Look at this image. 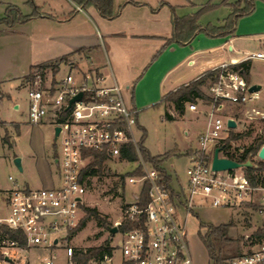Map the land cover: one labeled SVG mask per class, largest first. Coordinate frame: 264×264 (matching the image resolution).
<instances>
[{
  "label": "built area",
  "instance_id": "obj_1",
  "mask_svg": "<svg viewBox=\"0 0 264 264\" xmlns=\"http://www.w3.org/2000/svg\"><path fill=\"white\" fill-rule=\"evenodd\" d=\"M252 57L264 60V52L248 55L245 60ZM232 64L217 67L218 78L206 88L212 99L209 116L221 111L223 101H228L241 105L249 121L264 117V112L257 108L259 91L250 92L251 84ZM61 65L67 67L62 76L54 74L50 66H37L25 79L28 122L48 120L54 128L59 127L54 139L59 154L52 159L55 170L50 185L30 187L14 183L0 190V224L21 236L19 239L0 234V264H195L184 242L185 225L181 221L196 204L239 208L254 201L255 191H264L263 186L251 184L244 166L229 170L211 167L215 148H219L221 157H227L226 153L231 151L235 140L226 148L223 141L230 129L237 127V120L232 116L222 120L217 114L210 118L197 134L198 146L192 147L193 152L187 156L184 177L173 178L168 173L177 183L173 186L170 182L167 188L158 183V171L138 152L134 133L137 110L127 100L124 88L113 78L107 84L95 67L83 70L69 59L59 62L58 69ZM79 92L81 98L68 107L69 100ZM187 108L199 111L196 102H189ZM229 118L235 121V127L227 125ZM129 143L138 154L136 167L140 166L142 172L124 177V183L138 184L139 190L122 205L114 224L119 242L108 244L110 253L92 256L81 263L77 252L86 249H76L71 239L81 218L89 176L86 167L93 159L92 151L103 153L106 159L125 161L120 154ZM253 159L260 160L257 153ZM145 183L149 184V200L141 208L139 196ZM123 222L137 225L120 231ZM226 264H264V238L256 249L235 256Z\"/></svg>",
  "mask_w": 264,
  "mask_h": 264
},
{
  "label": "crops",
  "instance_id": "obj_2",
  "mask_svg": "<svg viewBox=\"0 0 264 264\" xmlns=\"http://www.w3.org/2000/svg\"><path fill=\"white\" fill-rule=\"evenodd\" d=\"M32 1L39 8L38 16L16 23L10 30L0 25V101H11L16 110L20 106L19 98L9 92L11 87L24 81L32 66L67 56L66 60H72L80 69L97 68L107 84L113 78L124 86L127 100L137 110V123L139 113L155 104H162L165 113L175 118L169 105L173 103L161 102L166 94L223 63H238L249 53L264 52L262 0H255L253 11L238 19L233 33L208 37L198 32L188 43H169L154 60L156 52L171 36L172 13L179 17L193 14L210 1L211 9H226L229 14V4L236 0H113L114 10L119 12L112 19L102 17L93 6L82 8L72 0ZM8 4L18 6L25 15L33 10L28 0H0V18ZM202 15L201 25L223 22H204ZM258 84L262 87L261 82ZM196 104L198 112L186 108L177 116L188 114L197 119L210 106L202 101ZM1 123L7 122L0 121L3 126ZM51 138L55 139L54 127ZM39 175L40 186L51 184V172L46 164L40 168ZM176 183L174 179L171 181L173 186Z\"/></svg>",
  "mask_w": 264,
  "mask_h": 264
},
{
  "label": "rangeland",
  "instance_id": "obj_3",
  "mask_svg": "<svg viewBox=\"0 0 264 264\" xmlns=\"http://www.w3.org/2000/svg\"><path fill=\"white\" fill-rule=\"evenodd\" d=\"M210 10L212 12L202 15V21L207 22L210 20L219 24L228 15L226 9ZM198 22L200 21L198 20ZM250 63L248 82L250 84L262 83L257 108L264 112V60L252 57ZM66 71L67 67L61 65L57 72L58 75L62 76ZM122 87L127 91L124 86ZM206 88L204 86L203 90L207 93ZM9 92L14 98H19L17 101H19L20 106L16 110L13 108L11 101H0V121L7 122L6 124L1 123L3 126H0V188H3V190H5L4 187L10 188L14 182H17L15 184L18 186L26 184L30 187H40V168L46 164L53 178L55 166L52 159L59 154V146L51 138L53 125L48 120L37 124L28 122L27 85L25 80L19 82L16 86H12ZM197 102L200 103L201 101L198 99ZM169 105L175 116L173 120L165 116L166 109L164 106L157 104L139 113L138 125L145 129L143 146L151 155L170 153L168 159L162 163V167L172 173L173 178L174 171L183 178L185 167L189 163L188 158L176 155L182 154L185 147L188 149L198 146L197 134L200 130H204L205 124L210 118L212 120L216 117V114L222 120H225L227 116H232L238 122L236 128L230 129L234 130L235 133H243V136L231 144V151L236 155L252 145L257 137L264 135V117H257L251 121L247 120L244 114L245 110L239 104L223 101L224 107L221 111H215V115L210 117L208 108L197 119L191 118L188 114L182 117L177 116L179 114L174 110L173 105ZM187 105L188 102L184 104L185 110ZM134 131L136 138L139 140L142 134L141 129L136 126ZM5 134H7L8 139L6 143L1 140V137ZM209 150L211 151V149ZM17 157L22 159V171H19L14 165L13 161ZM135 164V161L106 159L103 163V171L100 174L89 175L86 178L87 190L83 194L84 202L82 205L95 208L102 220L99 221L94 217L88 218L81 229L72 233L73 238L71 241L76 249L97 247L105 241L112 244L119 242V235L111 233L109 229L118 220L122 205L127 201H131L132 193H137L139 190L138 184L124 183V178H120L122 174L133 170ZM24 181L27 183H24ZM263 198L264 191L258 190L255 191L253 202L239 208L212 207L197 203L193 213L188 214L187 218L181 221L185 225L184 242L194 263L210 264L206 249L198 234V231L202 235L206 232V227H199L200 222L204 225H219L231 222L232 225L227 232L228 237L231 239L228 246L239 249L242 253L256 249L259 243H252L254 239L248 237L258 227L264 225ZM80 215V219H84L86 216L82 208Z\"/></svg>",
  "mask_w": 264,
  "mask_h": 264
},
{
  "label": "trees",
  "instance_id": "obj_4",
  "mask_svg": "<svg viewBox=\"0 0 264 264\" xmlns=\"http://www.w3.org/2000/svg\"><path fill=\"white\" fill-rule=\"evenodd\" d=\"M78 6L82 8H87L89 6H93L97 12L104 18L112 19L114 18L119 11L115 12L113 8V0H72ZM264 1V0H262ZM28 2L32 5V13L31 14H23L20 8L13 4H8L5 8L3 16L0 18V25H4L7 29H11L16 23L25 22L31 19L34 16L39 15V8L33 4L32 0H28ZM133 4H138L137 2L131 1ZM255 0H236L234 3L229 4L230 12L226 18H224L223 22L220 25L206 24L201 25L198 20L199 17L207 10L212 8V4L208 1L206 4L202 5L195 13L185 15V16H176L172 13L171 22H172V32L171 36L167 39L165 45H163L154 55L153 59H156L157 56L161 53V51L171 42H176L178 44L188 43L190 40L194 38V36L198 33H204L208 37H224L234 32L236 23L239 18L250 14L254 9ZM164 4V3H160ZM2 30H0V34ZM67 59V56H63L39 65L32 66L30 72L35 67L41 66H50L52 67V71L55 74L58 69V63ZM231 67L241 73L244 77L245 81L249 83L250 78V60H244L238 63H234ZM220 72L219 68L210 70L205 72L199 78L189 82L186 85H182L177 88L175 91L168 93L165 97L161 99L163 101H169L173 103L174 109L179 115L184 113V104L186 102H196L198 99L204 103L212 102L211 97L203 90V87H207L211 82L215 81L218 78V74ZM131 102L133 101V92L131 89ZM216 104L219 101L215 102ZM156 105V104H155ZM165 116L173 120L174 117L169 113H165ZM136 125L139 129H141L142 134L140 139L137 141V149L141 156V158L150 162L153 167L158 171V183L165 185L167 188H170V182L172 180L171 176L166 172L165 168L162 167V163L166 161L170 155V153H165L163 155H151L149 151L143 146V140L145 137V129L138 125ZM243 133H235L233 130H230L227 138L223 141L225 144V148L229 147L230 142L232 140H237ZM3 142H7V135L5 134L2 138ZM264 143V135L259 136L255 139L254 143L247 147L242 153L236 155L232 151H228L226 156L236 160L237 162L243 163L246 161H251L252 165L250 167L245 168V172L251 178V184L253 186L261 185L264 187V161L254 160L253 157L258 152L261 145ZM193 152L192 148H188L180 155H176L178 157L188 156ZM93 159L86 167L87 175L100 174L103 171V163L106 160V157L103 153L94 152ZM198 153V152H197ZM175 155V154H173ZM120 159L125 161H135L139 160L138 154L132 144H127L122 148ZM85 169V171H86ZM142 172L141 167L138 166L130 172L122 174L120 176L123 179L126 175L131 174H140ZM255 172V174H253ZM148 190L149 184L145 183L142 187L140 196H139V206L144 207L148 200ZM82 210L85 212L86 216L84 219H80L77 226L72 230V233L76 230L81 229L85 225V221L88 218L94 217L95 219L101 221L102 218L98 214L95 208L84 207L81 205ZM193 213V211H191ZM137 225L136 222H123L119 226L120 231H124L126 229L132 228ZM231 222L221 223L219 225H204L203 223H199V227H206V232L202 235L200 231L198 234L201 237L202 243L206 249L210 264H226V261L242 254L239 249H233L228 246L230 242V238L227 235L228 228L231 226ZM0 234L8 235L11 238H19L21 239L20 232L11 230L8 227L0 224ZM264 237V225L262 227H258L248 238L254 239L252 243H260L262 238ZM109 242L105 241L97 247L87 248L85 252L78 251L77 257L79 258L81 263H84L87 259L92 256L102 255L104 252L110 253L111 248L108 246Z\"/></svg>",
  "mask_w": 264,
  "mask_h": 264
},
{
  "label": "water",
  "instance_id": "obj_5",
  "mask_svg": "<svg viewBox=\"0 0 264 264\" xmlns=\"http://www.w3.org/2000/svg\"><path fill=\"white\" fill-rule=\"evenodd\" d=\"M261 89V85L260 84H256L253 83L249 86V91L250 92H257ZM82 96V93L79 92L76 95H74L70 100H69V104L68 107L70 106V104L75 101V100H79ZM67 107V108H68ZM227 125L229 127H235V121L231 118L227 119ZM59 132V127L56 126L54 128V138L57 136ZM257 156L259 157L260 160H264V143L261 145V147L259 148L258 152H257ZM14 165L16 166V168L19 171H22V167H21V162H20V158H15L14 159ZM240 166H244V167H250L251 166V162L250 161H246L243 163L237 162L233 159H230L228 157H221L219 156V148H215L213 151V155H212V161H211V167L213 170H229V169H233V168H238ZM110 232L111 233H115L117 232V227L116 226H112L110 227Z\"/></svg>",
  "mask_w": 264,
  "mask_h": 264
}]
</instances>
